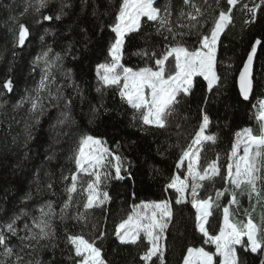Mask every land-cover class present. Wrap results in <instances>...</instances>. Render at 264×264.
Here are the masks:
<instances>
[{
	"label": "trees",
	"instance_id": "obj_1",
	"mask_svg": "<svg viewBox=\"0 0 264 264\" xmlns=\"http://www.w3.org/2000/svg\"><path fill=\"white\" fill-rule=\"evenodd\" d=\"M192 3L205 12L204 17L198 18L207 20L201 28L204 34L212 25L211 17L222 8H231L232 22L221 34L217 46L215 71L220 80L209 91L202 77H194L191 93L178 97L180 103L175 112L168 117L166 126L159 128L133 120V110L121 100L117 88L102 87L96 74L98 64L110 62L107 49L114 36L111 25L121 0H48L47 6L39 11V0H0V104L3 105L0 107V226L19 217L15 227L18 236H23L25 224L39 231L34 228L33 219L41 216V208L47 212L50 206L55 213L45 217L52 221L51 239L32 241V248L20 251L18 236H10L14 251L23 257L24 264H78L74 247L66 239L68 235L78 234L95 242L106 264H161L156 257L152 262L142 260L150 247L146 239L141 237L136 244H122L116 229L141 204L164 200L170 202L173 215L165 231L163 264H183L190 247H203L215 253V246L207 242L208 238L197 226V212L192 203L189 200L176 203L178 194L167 185L173 177L181 175L178 165L182 150L192 143L205 114L209 118L205 134L216 139L202 146L199 166L203 169L219 157L221 176L206 183L200 197H204L210 186L216 190L229 187L221 177L226 175L236 133L251 128L259 135L256 107L264 101V3L238 0L234 7L227 5L226 0H219V7L217 0L207 3L192 0ZM165 4L171 6L174 29L179 23L188 22L187 17L179 18L181 11H191L184 0H155L162 13ZM245 4L248 8L258 6L250 23H246L252 17L243 7ZM49 15L53 16L51 21L43 19ZM57 15L59 20L55 19ZM145 21L146 18L142 19L138 32L126 36L121 61L125 67L134 71L144 67L155 70V59L171 46L180 44L190 50L200 46L196 29L190 34L182 29L186 33L183 36L173 37L167 31L160 35L156 32V22ZM19 23L29 29L22 47L16 43ZM257 40L261 44H256ZM253 46L256 47L254 87L251 97L245 100L240 94L238 78ZM49 48L51 59L56 54L62 59L50 77L54 80L49 84L52 96L42 92L44 109L33 113L28 97L36 96L45 67L36 58ZM143 49L154 52L155 57L138 55ZM173 64V58L169 57L166 68ZM69 70L70 76H65ZM8 79L13 81L11 92L3 87ZM57 89H60L59 100L54 99ZM62 113H67L68 119ZM61 120L64 122L60 123ZM86 135L105 142L111 153L100 184V190L106 191L110 200L85 209L86 194L78 189L71 194V204L64 210L62 220L61 209L69 199L66 189L77 171L72 157L80 139ZM116 156L121 158L123 179L114 178ZM105 172L111 174L107 179ZM218 204L221 207L212 209L206 223L209 235L219 234L222 207L229 205L228 193ZM78 214H83L84 219H76ZM237 255L243 264H260L264 259L240 246ZM12 259L7 264H12ZM220 259L215 257L217 264Z\"/></svg>",
	"mask_w": 264,
	"mask_h": 264
},
{
	"label": "snow or ice",
	"instance_id": "obj_2",
	"mask_svg": "<svg viewBox=\"0 0 264 264\" xmlns=\"http://www.w3.org/2000/svg\"><path fill=\"white\" fill-rule=\"evenodd\" d=\"M237 2L238 0H226L227 5L233 7ZM47 3L48 0H39L37 11L46 7ZM261 3H264V0H261ZM184 4L191 11L187 13L181 11L179 18L187 17L188 22L179 23L178 28L174 29L171 22L170 4L164 5L162 13L161 8L155 6V0H121L115 22L111 25V32L114 33V36L107 49L110 62L100 63L97 66L96 74L99 81L102 82L101 86H115L121 100L133 110L132 119H139L143 125H155L164 128L168 117L175 112L176 106L180 103L178 97L187 96L191 93L195 76H202L208 81L209 91L220 80L215 71L217 43L225 28L232 22L231 8H222L218 15L211 17L212 25L208 33L204 34L201 32V28L204 23H207V20L198 19L205 16L204 10L192 3V0H184ZM217 7H219V0H217ZM243 7L252 17V20L246 21V23L252 22L258 6L248 8L245 4ZM61 14H63V8H61ZM144 18H146L145 22H156V32L160 35L167 31L173 37L177 34L183 36L186 33L182 29H187V34L196 29L199 33L200 46L191 50L180 44L171 46L161 54L160 58L155 59V70L153 67H144L134 71L132 68L125 67L121 61L126 36L129 33L138 32ZM43 19L51 21L53 16H44ZM55 19L59 20L60 15L55 16ZM28 36V27L19 23L16 43L22 47ZM165 38L167 39V37ZM256 44H261V41L257 40ZM51 51L49 48L47 52L36 58V62L43 61L45 67L44 75L41 77L40 85L36 90V96L34 98L28 97L33 113L42 112L44 109L43 97L40 95L42 92L47 91L49 97L52 96L49 84L53 83L54 80H50V77L53 75V69L58 67L57 62L62 57L56 54L55 58L51 59L49 57ZM255 53L256 47L253 46L239 75L240 94L245 100L249 98L254 87L252 64ZM137 54L155 57V53H149L147 49H143ZM169 57H173L174 64L171 68L166 69V62H168ZM64 75L70 76V70ZM3 87L11 92L13 81L11 79L6 80ZM97 91H100V88H97ZM54 99H60V89H57V96ZM67 103H71V101L68 100ZM0 107L3 105L0 104ZM62 115L65 120L68 119L67 113H62ZM258 118L261 122L259 135L253 134L251 128H245L236 133L235 143L228 157L226 175L221 177L229 187L216 190L214 195L209 193L207 198L197 199V189L203 187L202 181H214L215 177L221 176V168L218 164L219 157H217L216 160L208 163L201 170L199 148H193V145H201L202 141L215 142V136L204 135L209 124V118L206 114L203 116V123L199 126V131L195 133L192 143L187 146L186 150H182L178 167L187 160V178L182 179L180 175H177L171 179L167 187L174 188L179 194L176 200L178 204L184 202L185 193L190 188L191 203L197 212V226L200 232L208 238L207 242L215 245V253L206 251L203 247L188 248L183 264H217L216 256L221 258L219 264H243L237 255V246H240L244 251L264 256V212L260 214V222L255 223L252 219V213L248 209H245V215L248 217L246 222L236 219L233 212L230 211L233 205L237 207L240 205L238 193L240 196L246 195L250 205L253 197L256 198L257 204L264 201V196H262L264 187L260 184L264 180V176L261 175V169L264 168V101L259 104ZM63 122V120L60 121V123ZM86 149L89 150L87 154ZM241 149L243 154H241ZM110 155L105 142L100 139L91 135L83 136L80 139L72 157L77 171L71 176V185L66 189L69 193V199L64 208L61 209L62 220L65 218L64 210L71 204V194L77 192L79 173L94 177L87 182L86 188L83 189V192L86 193V203L83 205L85 209L103 205L110 200L109 194L100 190L101 173L96 171L97 168L103 167L104 159ZM120 159L119 156L115 157L116 164L113 165L115 179H123L120 174ZM103 175L107 179L111 174L105 172ZM189 180H191V185H189ZM224 192H229L231 200L228 206L222 207L223 226L219 229L218 235H209L205 224L212 215L213 207H221L217 202ZM140 208L141 211H134L132 215L119 224L116 229V236L122 244H136L143 234L151 247L146 249L141 257L142 260L152 262V258L156 257L163 264L165 246L162 242L165 239V230L168 228L173 215L171 204L164 200L159 203H145ZM143 209H149L150 214L144 213ZM252 210H255L254 206ZM40 212L41 216L33 219V226L39 229L38 232L33 231V228L25 224L26 234L18 236V229L15 224L19 217H15L11 222L0 226V249H2L0 251V257H2L0 264H7V261L13 257L12 264H24L23 257L14 251L15 246L11 244L10 236H18L22 245L20 251H23L24 248H32V241L39 243L40 240L51 239L54 236L52 221L45 217L54 216L55 213L51 211L50 206L47 212L44 208H41ZM75 218L84 219V216L78 214ZM66 239L74 247L75 256L79 258L78 264H106L102 258L101 249L95 246L94 241L89 242L82 234L68 235ZM260 264H264V259H261Z\"/></svg>",
	"mask_w": 264,
	"mask_h": 264
},
{
	"label": "rangeland",
	"instance_id": "obj_3",
	"mask_svg": "<svg viewBox=\"0 0 264 264\" xmlns=\"http://www.w3.org/2000/svg\"><path fill=\"white\" fill-rule=\"evenodd\" d=\"M253 2H255L256 0H252ZM220 39V38H219ZM218 42H219V40H218ZM217 46H218V43H217ZM216 53H217V51H216ZM171 58H173V57H171ZM215 68H216V62H215ZM167 69V68H166ZM43 75H44V72H43ZM199 76V75H198ZM198 76H195V77H198ZM199 77H202V76H199ZM203 78V77H202ZM204 79V78H203ZM205 80V79H204ZM206 82H207V84H208V81L207 80H205ZM100 82V85H102V82L101 81H99ZM214 86H216V85H214ZM213 86V87H214ZM259 104L260 103H258V105H257V107H256V113H257V119H258V122H259V133H260V120H259V118H258V113H259ZM253 134H255L254 133V131H253ZM204 135H206L205 133H204ZM207 136V135H206ZM210 142H212V141H202V143H201V145H193V148L194 149H196V148H199V154H200V152H201V150H202V146L204 145V144H206V143H210ZM86 151V154H87V152L89 151L88 149H86L85 150ZM241 154H243L242 153V149H241ZM108 158H109V156H106V158L104 159V161H103V167H100V168H97L96 169V171H98V172H100L101 174H102V172H103V170L106 168V166H107V164H108ZM180 164V163H179ZM91 170V169H90ZM202 170V169H201ZM179 171H180V173H181V178L182 179H184V178H187V160H185L184 161V164L182 165V166H179ZM261 175L262 176H264V168H262L261 169ZM218 177V176H217ZM217 177H215V178H217ZM77 179H78V183H77V190L78 189H81V190H83L84 188H86V186H87V182L88 181H90L91 179H94V177H89V176H87L86 174H84V173H79V175H78V177H77ZM208 182H210L209 180H205V181H202L201 183L203 184V187H201V188H199V189H197V192H198V196H197V199H204V198H207V195L209 194V193H212L213 195H214V193H215V191H216V189H215V187H213V186H210V188L206 191V193H205V195H204V197H200V194H201V192L204 190V188H205V184L206 183H208ZM226 182V181H225ZM260 184H261V186L262 187H264V180H262L261 182H260ZM189 185H191V180H189ZM227 186H229V185H227ZM171 189H173L174 191H176L174 188H171ZM226 193H228V195H229V201L231 200V196H230V194H229V192H224V194H223V196L220 198V200L217 202V203H219L222 199H223V197H224V195L226 194ZM86 194V193H85ZM178 194V193H177ZM179 195V194H178ZM262 196H264V194H263V192H262ZM238 199H239V201H240V205H239V207H237V206H235V205H233L232 207H231V209H230V211H232L233 210V214H234V216H235V218L236 219H238V220H244L245 222L247 221V219H248V217L245 215V209H248L251 213H252V219H253V222H255V223H259L260 222V214L262 213V212H264V201H262L261 203H259V204H257L256 203V198L255 197H253V199H252V202H251V205H250V202H249V199H248V197L245 195V196H240L239 195V193H238ZM187 200H189L190 202H191V200H192V197H191V190H190V188H189V190L185 193V200H184V202L185 201H187ZM145 204V203H144ZM142 205V204H141ZM140 205V206H141ZM140 206H138L134 211H141V208H140ZM253 206H254V208H255V210L253 211L252 210V208H253ZM95 207V206H94ZM213 208H215V207H213ZM144 213H148V214H150V210L149 209H143L142 210ZM133 214V213H132ZM131 214V215H132ZM222 226H223V224H222ZM205 228H206V224H205ZM166 231V230H165ZM202 233V232H201ZM165 235V234H164ZM141 237H143L144 239H146L144 236H143V234H141ZM119 239V238H118ZM147 241V240H146ZM163 245H164V240H163ZM212 244V243H211ZM213 246H215L214 244H212ZM150 247H151V245H150ZM154 258V257H153Z\"/></svg>",
	"mask_w": 264,
	"mask_h": 264
},
{
	"label": "water",
	"instance_id": "obj_4",
	"mask_svg": "<svg viewBox=\"0 0 264 264\" xmlns=\"http://www.w3.org/2000/svg\"><path fill=\"white\" fill-rule=\"evenodd\" d=\"M252 75H254V63L252 64ZM238 86H239V78H238ZM251 95H252V93L250 94L249 98L251 97Z\"/></svg>",
	"mask_w": 264,
	"mask_h": 264
}]
</instances>
